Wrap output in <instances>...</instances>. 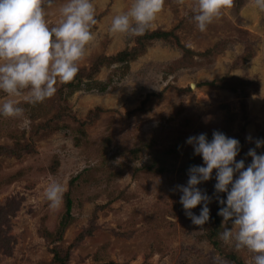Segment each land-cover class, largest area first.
I'll return each mask as SVG.
<instances>
[{
	"label": "rangeland",
	"instance_id": "rangeland-1",
	"mask_svg": "<svg viewBox=\"0 0 264 264\" xmlns=\"http://www.w3.org/2000/svg\"><path fill=\"white\" fill-rule=\"evenodd\" d=\"M64 2L45 0L49 27ZM93 3L95 39L71 83L57 82L55 95L35 105L17 98L20 117L0 116V264H234L230 255L253 264L247 249L207 239L212 223H191L176 186L203 164L188 137L236 138V160L264 139V11L231 0L201 32L196 0H164L149 30H174L191 57L162 39L121 63L108 58L136 36L108 28L132 0ZM53 181L66 189L56 208L43 195ZM215 183L214 170L198 185L212 197L210 218Z\"/></svg>",
	"mask_w": 264,
	"mask_h": 264
},
{
	"label": "clouds",
	"instance_id": "clouds-1",
	"mask_svg": "<svg viewBox=\"0 0 264 264\" xmlns=\"http://www.w3.org/2000/svg\"><path fill=\"white\" fill-rule=\"evenodd\" d=\"M183 3V0H178ZM255 7L264 11V0H254ZM45 0H0V116L20 117L25 109L20 100L35 105L57 92L56 84L72 81L79 71L95 34L91 27L97 23L93 0H65L59 7L60 20L49 27L44 8ZM53 0H47L51 6ZM231 0H196L193 19L203 32ZM164 0H132L127 10L117 9L111 17L109 34L143 35L161 12ZM248 140L252 138L247 137ZM186 143L193 154L202 158V165L188 169L186 185H177L179 203L191 223L202 229L210 220L212 201L198 185L213 178L214 195L222 205L217 215L222 217L223 231L219 239L236 250L253 253V264H264V139L255 141L256 148L246 153L251 163L236 160L241 145L238 139L213 131L190 136ZM235 177V178H234ZM66 189L53 181L43 191L51 208L58 207ZM226 193V199L219 194ZM201 205L199 214L192 209ZM230 225V226H229Z\"/></svg>",
	"mask_w": 264,
	"mask_h": 264
},
{
	"label": "trees",
	"instance_id": "trees-1",
	"mask_svg": "<svg viewBox=\"0 0 264 264\" xmlns=\"http://www.w3.org/2000/svg\"><path fill=\"white\" fill-rule=\"evenodd\" d=\"M162 39L163 40H171V41H173V43L178 48H180V50L182 51L184 57H186V56H190L191 57V55L193 54L191 50H189L188 48H186L184 45H182L179 42V40L177 38V35L175 34L174 30H167V31L166 30H162V29L149 30V28H148L143 35L135 37V40H134V43L136 44L135 46L130 47L129 49L125 48V49L121 50L120 52L116 53V55L112 56L111 58H108V57L107 58L111 62H121V63L123 62L124 63V62L128 61L129 59H132L135 56H137L140 53H142V51H144V48L147 46V44L150 41L162 40ZM214 50H215V46L213 47V49L212 48L208 49L207 53L210 54ZM70 83H69V85H71ZM255 141H256V139H255ZM255 141L252 144L249 145V147L247 148L246 153L248 152V150L250 148H256ZM256 151H257V154H260V153L264 152V147L256 148ZM246 153H245V156H244V159H243L245 162L248 161V159H251V157L247 156ZM240 154H241V149H240ZM70 202H71L70 199L66 200V214L67 215H68L69 208H70ZM220 207H222V205H220L217 202L216 197H215L214 212L212 213L211 218H210V220L208 222V223H212V225H210L209 228H207V230H206L207 239L210 240L213 237L215 238L212 241V243L214 245L217 244L216 237H218L219 229H220L221 221H222V217L217 215V212H218ZM65 223H66V221L63 220V222L61 223V226L65 225ZM55 252L57 253L56 250H55ZM55 256L58 257L57 254H55ZM228 259L231 262H233L234 264H244L239 259H237V257L235 255H230L228 257ZM63 263H64V261L62 260L61 264H63Z\"/></svg>",
	"mask_w": 264,
	"mask_h": 264
},
{
	"label": "water",
	"instance_id": "water-1",
	"mask_svg": "<svg viewBox=\"0 0 264 264\" xmlns=\"http://www.w3.org/2000/svg\"><path fill=\"white\" fill-rule=\"evenodd\" d=\"M190 86H191V87H194V85H193V84H191Z\"/></svg>",
	"mask_w": 264,
	"mask_h": 264
}]
</instances>
